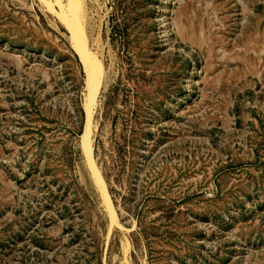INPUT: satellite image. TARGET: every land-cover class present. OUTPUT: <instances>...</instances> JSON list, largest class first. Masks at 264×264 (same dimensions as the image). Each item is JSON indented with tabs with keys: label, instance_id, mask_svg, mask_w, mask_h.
<instances>
[{
	"label": "rangeland",
	"instance_id": "374dc122",
	"mask_svg": "<svg viewBox=\"0 0 264 264\" xmlns=\"http://www.w3.org/2000/svg\"><path fill=\"white\" fill-rule=\"evenodd\" d=\"M84 5L90 110L68 0H0V264H264V0Z\"/></svg>",
	"mask_w": 264,
	"mask_h": 264
},
{
	"label": "bare ground",
	"instance_id": "6f19581e",
	"mask_svg": "<svg viewBox=\"0 0 264 264\" xmlns=\"http://www.w3.org/2000/svg\"><path fill=\"white\" fill-rule=\"evenodd\" d=\"M68 2H69V6L64 14L65 16L64 23L66 25V28L70 32V39L72 41L73 47L76 53L79 55L80 60L84 66V71L86 73L87 88L89 90L88 100H86L87 101L86 107L88 110H90L93 103L96 101V97L99 93L101 86L103 85V79H105V77L101 69L99 68V64H97L96 59L90 50L89 35L84 29L85 26L84 25L82 26V20L87 18V17L85 18V12H86L85 6L86 5H84V0H68ZM90 126L91 125L88 122L86 125L85 133L83 135V143H84V147L87 152V155L90 158L91 165L94 170V174L96 175L98 182L103 184L102 178L100 176V172L98 168L96 167V163L93 157V145H92L91 135H90ZM100 190L102 191V189ZM106 193L107 192H105L104 194ZM106 200H108V205H109L112 217L113 219H115L116 216L114 214V210L110 203L109 197H107Z\"/></svg>",
	"mask_w": 264,
	"mask_h": 264
}]
</instances>
